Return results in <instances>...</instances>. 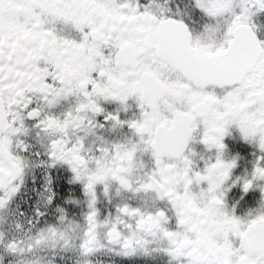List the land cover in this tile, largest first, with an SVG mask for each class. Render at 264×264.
Returning a JSON list of instances; mask_svg holds the SVG:
<instances>
[{
  "label": "snow or ice",
  "instance_id": "obj_1",
  "mask_svg": "<svg viewBox=\"0 0 264 264\" xmlns=\"http://www.w3.org/2000/svg\"><path fill=\"white\" fill-rule=\"evenodd\" d=\"M0 264H264V0H0Z\"/></svg>",
  "mask_w": 264,
  "mask_h": 264
}]
</instances>
